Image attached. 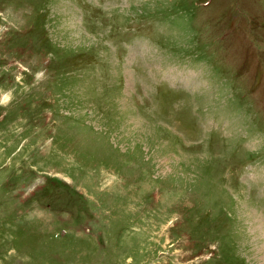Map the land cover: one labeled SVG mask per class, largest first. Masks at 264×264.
I'll return each instance as SVG.
<instances>
[{"label":"rangeland","instance_id":"rangeland-1","mask_svg":"<svg viewBox=\"0 0 264 264\" xmlns=\"http://www.w3.org/2000/svg\"><path fill=\"white\" fill-rule=\"evenodd\" d=\"M0 264H264V0H0Z\"/></svg>","mask_w":264,"mask_h":264}]
</instances>
